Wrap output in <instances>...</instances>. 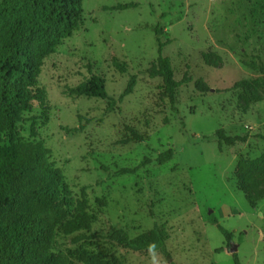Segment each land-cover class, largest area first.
Here are the masks:
<instances>
[{
  "label": "rangeland",
  "instance_id": "374dc122",
  "mask_svg": "<svg viewBox=\"0 0 264 264\" xmlns=\"http://www.w3.org/2000/svg\"><path fill=\"white\" fill-rule=\"evenodd\" d=\"M128 2L137 6L102 9ZM82 9L79 28L43 59L37 78L47 93L48 118L33 119L38 106L24 112L20 135L43 142L73 193L86 187L91 208L96 210L99 198L106 200L96 211L93 232L106 236L115 227L132 238L163 223L177 264H234L228 242L209 221L214 217L233 233L241 264H264L263 167L254 172L258 189L251 195L238 181V161L264 154V138L256 136L264 135V85L231 89L237 80L260 76L244 62L264 64V0H83ZM158 39L170 40L163 54L175 79L184 72L193 78L179 86L176 111L156 75ZM114 56L127 63L125 73L112 66ZM87 64L114 98L136 75L133 92L108 111L105 100L65 95V86L89 76ZM197 78L208 84L207 92L195 89ZM79 114L89 121L85 129L65 133L62 127L77 126ZM125 124L146 133L147 140L119 144ZM219 128L249 138L220 151L214 136ZM167 149L172 158L157 162ZM144 156L153 161L133 173L108 179L100 169L133 168ZM115 251L122 264H169L158 251Z\"/></svg>",
  "mask_w": 264,
  "mask_h": 264
},
{
  "label": "trees",
  "instance_id": "16d2710c",
  "mask_svg": "<svg viewBox=\"0 0 264 264\" xmlns=\"http://www.w3.org/2000/svg\"><path fill=\"white\" fill-rule=\"evenodd\" d=\"M83 0H0V264H122L115 249L141 252L158 251L172 260L166 242L169 233L166 225L154 222L152 227L132 238L120 229L110 228L103 236L92 231L97 212L106 205L99 198L94 210L89 204L86 187L75 195L65 182L62 171L49 159V149L41 140H25L17 129L26 120L24 112L38 106L40 112L34 120L46 121L47 93L38 85L43 59L53 53L61 41L77 30L83 19ZM137 3L104 5L103 10H125ZM157 32V30H155ZM157 40L156 75L162 82V95L176 111L178 88L193 81L188 72L175 79L169 57L163 54L169 43ZM112 66L120 73L127 71L125 61L114 56ZM244 64L258 72L256 78L235 81L231 89H251L264 85V64L249 60ZM88 77L74 86H65L63 93L69 96H85L106 101V110H113L118 102L133 92L137 76H129L125 88L117 98L108 95L104 78L92 73L87 64ZM199 92H207L208 84L202 79L194 80ZM257 100H260L257 98ZM74 127L63 126L65 133L82 132L86 124L82 115ZM218 149L244 143L249 136L228 135L223 128L214 131ZM258 137L264 135L257 134ZM148 135L133 125H123L119 144L141 143ZM173 151L167 149L157 155L159 163L171 159ZM153 160L144 156L133 168L120 167L112 170L104 165L100 169L108 179L133 173ZM264 169V154L255 159L238 161V181L243 191L251 195L258 189L254 177L257 167ZM227 241L234 264H241L233 233L225 229L214 217H209ZM221 250H218L220 252Z\"/></svg>",
  "mask_w": 264,
  "mask_h": 264
}]
</instances>
